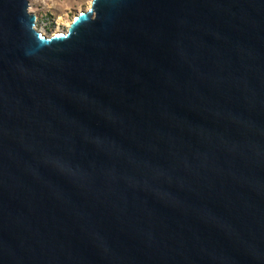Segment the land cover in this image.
Returning <instances> with one entry per match:
<instances>
[{"label":"water","instance_id":"obj_1","mask_svg":"<svg viewBox=\"0 0 264 264\" xmlns=\"http://www.w3.org/2000/svg\"><path fill=\"white\" fill-rule=\"evenodd\" d=\"M0 0V264H264V0H91L66 32Z\"/></svg>","mask_w":264,"mask_h":264},{"label":"rangeland","instance_id":"obj_2","mask_svg":"<svg viewBox=\"0 0 264 264\" xmlns=\"http://www.w3.org/2000/svg\"><path fill=\"white\" fill-rule=\"evenodd\" d=\"M90 0H28V10L35 15L34 26L45 35L66 32L80 11L89 8Z\"/></svg>","mask_w":264,"mask_h":264},{"label":"bare ground","instance_id":"obj_3","mask_svg":"<svg viewBox=\"0 0 264 264\" xmlns=\"http://www.w3.org/2000/svg\"><path fill=\"white\" fill-rule=\"evenodd\" d=\"M91 1V0H90ZM91 6V2H90V5H89V7ZM70 24V23H69Z\"/></svg>","mask_w":264,"mask_h":264}]
</instances>
